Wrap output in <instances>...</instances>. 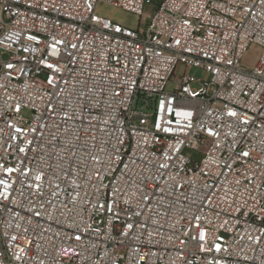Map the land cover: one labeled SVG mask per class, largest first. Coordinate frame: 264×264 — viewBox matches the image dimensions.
Instances as JSON below:
<instances>
[{
	"label": "built area",
	"instance_id": "built-area-1",
	"mask_svg": "<svg viewBox=\"0 0 264 264\" xmlns=\"http://www.w3.org/2000/svg\"><path fill=\"white\" fill-rule=\"evenodd\" d=\"M0 264H264V0H0Z\"/></svg>",
	"mask_w": 264,
	"mask_h": 264
},
{
	"label": "rangeland",
	"instance_id": "rangeland-1",
	"mask_svg": "<svg viewBox=\"0 0 264 264\" xmlns=\"http://www.w3.org/2000/svg\"><path fill=\"white\" fill-rule=\"evenodd\" d=\"M152 10H153L152 7L147 8V11H149V12L152 11ZM99 13H101L102 15L111 17L112 19H114L116 21H122L126 25L131 26V27L134 26L135 23L137 22L135 17H133L131 15H127V14H125L123 12H117V11L111 9L110 7H105V6L100 7ZM256 54L257 53L255 51L248 53V57L246 58V60H248L249 56L256 55ZM254 59H253V61H254ZM184 71H185V69H184L183 66H181V65L178 66L177 69H176V72H175V76L176 77L181 76ZM188 73L193 74L196 77H202V73L200 71H198V70H195V69H190L188 71ZM171 87H172V85L169 86V89H171Z\"/></svg>",
	"mask_w": 264,
	"mask_h": 264
}]
</instances>
